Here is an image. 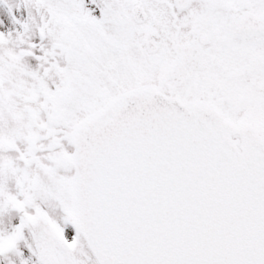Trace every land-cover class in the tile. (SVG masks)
Returning <instances> with one entry per match:
<instances>
[{
  "label": "snow or ice",
  "instance_id": "6c2138e0",
  "mask_svg": "<svg viewBox=\"0 0 264 264\" xmlns=\"http://www.w3.org/2000/svg\"><path fill=\"white\" fill-rule=\"evenodd\" d=\"M0 264H264V0H0Z\"/></svg>",
  "mask_w": 264,
  "mask_h": 264
}]
</instances>
